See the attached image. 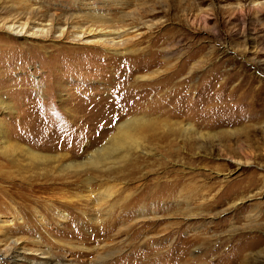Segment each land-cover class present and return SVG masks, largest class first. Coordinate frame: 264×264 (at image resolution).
Segmentation results:
<instances>
[{
	"label": "rangeland",
	"instance_id": "1",
	"mask_svg": "<svg viewBox=\"0 0 264 264\" xmlns=\"http://www.w3.org/2000/svg\"><path fill=\"white\" fill-rule=\"evenodd\" d=\"M86 2L0 0V21L40 4L78 20ZM90 2L138 26L127 50L0 28V248L12 229L67 264H264V0ZM139 116L155 137L110 169H31L20 149L85 161ZM108 187L98 210L87 195ZM19 253L0 264L47 258Z\"/></svg>",
	"mask_w": 264,
	"mask_h": 264
},
{
	"label": "bare ground",
	"instance_id": "2",
	"mask_svg": "<svg viewBox=\"0 0 264 264\" xmlns=\"http://www.w3.org/2000/svg\"><path fill=\"white\" fill-rule=\"evenodd\" d=\"M77 1L78 2L87 1L85 3L86 8L83 14L79 17L80 19L78 20H74L73 17H68L67 19H64L63 21L59 22L55 16L52 15L49 16L47 14H44L46 18H43L42 16L43 14L40 13V7H39L41 6L40 4L38 7L33 8L32 11L30 10L25 15L22 16L16 15L11 17V19H8L7 21H3V22L0 21V28L16 36L23 35L32 38H38V37L46 38L48 36L50 37L52 31L54 30L58 32L59 36L61 37L62 36L64 37V34L70 32V38L72 40L82 41L91 45H98L106 50L111 51L114 54H120L121 52L127 50L130 43L138 38V35L140 34L138 26L136 25L126 26L124 24H117L115 20L111 19L105 14H102L100 11L96 10L93 4L90 2V0H77ZM256 6H258V3H256ZM31 13H35L37 17H34V15L31 16L30 15ZM1 99L2 98H0V104L3 105V101ZM4 106H7V104H4ZM168 116H170V114H168ZM154 122L155 121H153L152 119L145 118L143 116L128 118L122 121L121 123L118 124L116 133L113 136H111V138H109L108 141L109 145H103L101 148L92 151L90 154H88L87 159L81 162H75V161L63 162L65 160L64 159L65 156L67 155L66 153L50 155V154L41 153L40 151L33 150L31 148H28L27 146H22L20 147V149L28 157L29 164H31V169H36V167L37 169L56 167L60 172H64V171L66 172L69 169L73 171H83L89 167L97 168L99 170L110 169L112 165L116 164L115 161H112L113 152L117 150H123V154L121 155V158L123 157L125 158L127 154L130 153V150H137L140 146H142L141 136L139 135L140 131L143 130L144 132L145 130L146 132L151 133V137L147 138L148 140H152L155 137L156 134L154 133L155 128L153 125ZM2 139L3 138L0 137V143L3 144L2 147L4 149V152L6 151L8 152V150L12 148L10 145L7 144L5 145L6 141ZM105 191L106 192L104 193L103 191L95 192L94 190H90L89 191L90 193L87 195L88 197L87 200H89L90 202L93 201V205L95 206V208L98 207V210L99 209L101 210V205L103 203H106L108 201V198L113 195V190L111 188L108 187ZM56 202L57 201H55V203ZM94 210L97 211L96 209ZM141 212L139 213L140 216L143 215L142 214L143 212L142 213ZM67 215L68 213L65 214L64 212H62L60 213L59 217L62 219V221H64L65 218L67 217L69 218V215L68 216ZM95 219H98L96 214H95ZM14 233L15 232L12 231L11 229L10 231H7L2 235L3 242L0 248V260L1 259L4 260L5 258H12V257L23 258L24 255L21 256L19 252L29 251L39 254L41 256H47V258L44 260L37 259L39 263L67 264L62 261L61 262L56 261V259L53 256L49 255L47 252H44L40 249L18 246L20 238L15 237ZM189 237L193 239L192 235Z\"/></svg>",
	"mask_w": 264,
	"mask_h": 264
}]
</instances>
